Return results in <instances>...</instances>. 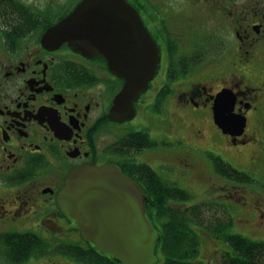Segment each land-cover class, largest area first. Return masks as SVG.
<instances>
[{"label":"flooded vegetation","instance_id":"1","mask_svg":"<svg viewBox=\"0 0 264 264\" xmlns=\"http://www.w3.org/2000/svg\"><path fill=\"white\" fill-rule=\"evenodd\" d=\"M83 1L44 0L33 5L25 0H0V235L17 233L19 226L26 231L42 227L48 232L46 219H67L58 195L70 173L84 165L113 164L144 184L147 179L140 173L143 162L135 159L137 154H144L146 160L157 152L159 143L168 145L167 139L173 136L190 142L177 134L172 120L157 135L151 132L150 141L137 142L133 134L140 135V131L130 130L128 122L117 124L109 118L123 81L112 73L108 62L86 57L68 42L57 47L44 45L45 32ZM123 1L138 11L161 54L159 72L137 108L153 107L146 101L157 85L173 92L170 104L179 101L182 108H190L200 120L196 125L206 123L205 117L212 120L229 147L261 146L264 0ZM171 22L178 31L171 28ZM205 68L206 79L199 82L196 72L192 73ZM175 73L186 78L182 80L186 88H178L180 83L176 89V85H169V77ZM158 94L155 92V97ZM222 94H228L231 113L245 118L244 131L224 134L216 125L215 103ZM246 95L252 96L250 104L243 101ZM202 132L194 139L202 138ZM168 155L172 156L166 152L161 155L163 166H177L181 174L195 175L200 168L187 153L174 157L182 155L173 164ZM144 164L161 182H172ZM239 166L249 174L247 166ZM67 223L72 225L68 219ZM49 226L59 228V222L54 220V226ZM53 233L69 236L71 243L85 247L77 230Z\"/></svg>","mask_w":264,"mask_h":264},{"label":"water","instance_id":"2","mask_svg":"<svg viewBox=\"0 0 264 264\" xmlns=\"http://www.w3.org/2000/svg\"><path fill=\"white\" fill-rule=\"evenodd\" d=\"M66 42L86 57L108 62L112 73L124 81L109 118L115 123L134 119V105L147 91L161 61L137 11L122 0H85L43 38L50 47ZM227 97L220 95L216 101L215 122L225 134L233 135L229 126L243 131L246 120L227 110ZM146 200L143 190L119 168L86 165L67 177L58 195L59 206L72 225L56 216L49 219L57 220L59 228L50 227L48 219L44 224L52 231H79L92 249L116 264H156L159 234L147 215Z\"/></svg>","mask_w":264,"mask_h":264},{"label":"rangeland","instance_id":"3","mask_svg":"<svg viewBox=\"0 0 264 264\" xmlns=\"http://www.w3.org/2000/svg\"><path fill=\"white\" fill-rule=\"evenodd\" d=\"M25 1L33 5H40L41 1L44 0ZM165 1L168 3L171 2V0ZM158 2L162 3L160 0H158ZM225 23L227 25L225 27L226 29L228 28L227 18ZM171 28L177 31L179 30V27L173 22H171ZM215 29L219 30V27H216ZM222 52H225V50H222ZM166 67L167 64L164 63L163 75H165ZM206 69L207 68L203 69L202 72L201 69H195L192 74L196 72L194 76L198 78L199 82H203L204 79H206ZM185 79L186 78L180 79L179 74L177 73H175V76L172 74L171 78L169 77V85H176V89L177 84L180 83L178 88H186L185 85H182V80ZM193 82L195 81H192L191 83ZM150 87L151 85H149L147 90L151 89ZM152 90V96L147 97L146 103L153 107L144 109L137 108L134 105L136 112L135 118L126 120V122H128L130 125V130L140 131L141 133L145 132L147 135H150V133H153L154 131L156 132L155 135H157L164 129V126L168 127L170 121L172 120L177 134H181V136L185 138L186 141L190 142H183L181 139L173 136V138L167 139L170 141L168 142V145H163L161 143L158 148H155V151L157 152H153L154 154L151 153L152 155L150 154L146 160H143L144 154H137L135 159L143 163H148V165L163 178L172 182H176L182 188L186 189L184 192H174L173 195H175V197L178 196L181 198V196L185 195L186 192L191 195V199L187 202H179L177 199L178 197H173L174 200L170 201L171 206L183 208L184 206L182 205L193 207L200 205L201 203H207L202 209V215L200 219L201 221H197V219L194 218L192 220L201 226L198 229V234L201 236L200 238L202 246L200 249V254L195 260H187L186 264H224L226 257L225 253L227 252V249H229V247L227 248L224 244L228 243L218 240V238L214 235V230L220 223L228 224V221H230L231 224L233 223L230 233L242 234L244 237L251 240H254V238H261V240L264 241V224L262 223L264 220L261 215V212L264 214V184H262L264 183V143L261 146L250 145L239 147L237 149L231 148L228 146L223 134L218 132L212 125V120L205 117V120H207L206 123L196 125L200 122V120H197L196 115L191 112L190 108H182L179 101H175L176 103L174 102L173 105L170 104L172 98L171 94L173 92L171 93V91L164 90L157 85H155V88ZM155 92L159 93L156 97ZM168 97L170 98L167 104L166 99ZM251 98V95L244 96V103L250 104ZM111 108H113V106ZM229 108L230 106H228L227 109ZM168 109L169 112L167 111ZM231 127L232 126H229L228 129L232 130ZM198 131H203V137L194 139L195 136L198 135ZM137 135V132L133 134V137H135L136 140L138 139ZM206 139L207 141H200ZM200 142L203 144H199ZM163 152L173 154L171 158L168 155V158H170L169 162L171 164H173L182 156L181 155L178 158H174L178 154L187 153V155L196 160L200 168L198 172L193 175L189 173L181 174L178 167L174 165L170 167H164L163 159L161 157ZM239 152L243 157L242 160H239ZM211 155L221 157L229 165H232L234 168L240 171L243 170V168L239 166V163H243L250 169V173L255 174V176H252V178L255 181H258V184L256 182H251L248 183L246 187L243 184L239 185V179L238 181L224 179V177L218 175L214 171L213 166H211V161L209 159ZM249 175L251 176V174ZM47 224L54 226V219L48 218ZM40 228L42 230L34 227L31 230L32 232L22 229L21 226H19V230L17 229V231H19L17 233L35 234L36 236L43 239L46 243V249L43 251V254L33 250L35 249L34 247L28 246L26 250L28 253H31V256L30 259H27L23 264H86L81 261V259H79L80 255L75 256L70 253V247L73 245L70 244L72 240L69 236H56L53 232L57 231H52L49 229V227H47L48 233L44 231L42 227ZM171 240L173 245L175 243L178 244L179 242L177 235H173ZM1 249L9 250L11 248L6 245ZM2 250L0 251V264H22L15 262L10 263L4 256V252H2ZM223 251H225V253H223ZM160 254L162 255V253Z\"/></svg>","mask_w":264,"mask_h":264},{"label":"trees","instance_id":"4","mask_svg":"<svg viewBox=\"0 0 264 264\" xmlns=\"http://www.w3.org/2000/svg\"><path fill=\"white\" fill-rule=\"evenodd\" d=\"M145 136V134H140L138 139H142ZM209 159L214 171L218 175L223 176L224 179L237 181L239 179V183L247 182L248 178L246 175L242 174L232 165H229L221 157L211 155ZM140 173L152 185V195H149L152 202L150 205L154 207L152 211L154 218H152V220L154 226L158 228L161 234L157 243L158 250L156 251V255L159 259L158 264H186L187 260H195L200 252V241L193 230L187 226V223L191 221L192 217L196 218L197 221H201V206H193L187 209H185L186 207L179 208L178 206H171L170 201H173V197H175L173 193L176 191L184 192V190H180L177 185L161 184L159 178H156L154 173L147 166H141ZM149 183H147V185ZM157 183L161 184V187H159ZM160 189L162 190L160 191ZM168 189H172L174 192H168ZM153 191H157V195H153ZM177 199L179 202H187L191 199V195L186 192L185 195ZM261 213V215H264L263 212ZM164 215L166 218L162 219ZM232 224L230 221H228V224L220 223L214 230L215 236L219 237L218 239L229 244H227L229 249H227L225 253L226 257L224 264H264V241L261 240V238H254V240H251L244 237L242 234L230 233ZM173 235L178 236V244L175 243L173 245L171 240ZM6 245L12 250L1 249ZM45 245V241L34 234L6 233L0 235V251L2 250V252H4V256L10 263L15 262L23 264L27 259H30L31 253H28L26 250L28 246L34 247L35 249L33 250L43 254V251L46 249ZM70 253L75 256L80 255L79 259L86 264H116L99 256L96 252L91 250L89 246L84 248L78 244L73 245L70 247ZM160 253H162L163 256Z\"/></svg>","mask_w":264,"mask_h":264},{"label":"bare ground","instance_id":"5","mask_svg":"<svg viewBox=\"0 0 264 264\" xmlns=\"http://www.w3.org/2000/svg\"><path fill=\"white\" fill-rule=\"evenodd\" d=\"M148 152V151H147ZM172 154V153H171ZM173 155V154H172ZM171 157V156H170ZM92 166H96V167H100V166H97V165H92ZM147 201V205H150V204H152V202H150V201H148V200H146Z\"/></svg>","mask_w":264,"mask_h":264}]
</instances>
